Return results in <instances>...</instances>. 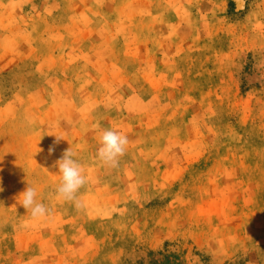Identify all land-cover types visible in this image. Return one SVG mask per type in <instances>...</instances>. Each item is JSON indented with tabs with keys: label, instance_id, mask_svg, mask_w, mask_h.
Returning a JSON list of instances; mask_svg holds the SVG:
<instances>
[{
	"label": "rangeland",
	"instance_id": "rangeland-1",
	"mask_svg": "<svg viewBox=\"0 0 264 264\" xmlns=\"http://www.w3.org/2000/svg\"><path fill=\"white\" fill-rule=\"evenodd\" d=\"M0 264H264V0H0Z\"/></svg>",
	"mask_w": 264,
	"mask_h": 264
},
{
	"label": "clouds",
	"instance_id": "clouds-1",
	"mask_svg": "<svg viewBox=\"0 0 264 264\" xmlns=\"http://www.w3.org/2000/svg\"><path fill=\"white\" fill-rule=\"evenodd\" d=\"M99 145L98 159L103 164L115 168L118 167L121 157L125 155L129 140L118 130L105 129L100 133ZM50 151H54V149H50ZM56 164L61 177L56 189L57 194L65 201L77 202V206H79L77 194L87 183L81 163L69 148ZM18 198L20 205L30 213L33 219H40L50 214V209L39 199V194L33 186L29 185Z\"/></svg>",
	"mask_w": 264,
	"mask_h": 264
}]
</instances>
